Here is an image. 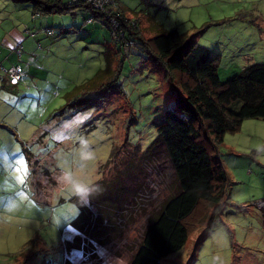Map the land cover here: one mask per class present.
I'll return each instance as SVG.
<instances>
[{"label": "rangeland", "instance_id": "374dc122", "mask_svg": "<svg viewBox=\"0 0 264 264\" xmlns=\"http://www.w3.org/2000/svg\"><path fill=\"white\" fill-rule=\"evenodd\" d=\"M116 1L129 10L130 22L133 12L147 8L139 21L145 40L174 29L188 35L203 30L195 40L220 57L222 83L244 67L264 64V0ZM31 12L27 2L0 0L1 21L20 27L24 39L20 59L8 52L0 56V264H128L129 246L139 242L146 215L135 216L114 243L102 246L85 240L86 252H68L67 243L78 234L71 225L79 212L76 197L59 190L56 176L61 164L73 162V150L85 137L96 153L87 178L93 185L114 181L123 169V150L129 147L121 144L144 150L153 142L155 124L173 99L171 80L128 43V56L115 80L118 87H107L106 76L100 91L80 97V106L76 94L68 102L63 99L66 91L106 65L107 45L113 43L110 32L100 22L89 21L84 7L35 19ZM149 15L158 27L147 21ZM11 67L21 70L17 85L2 82ZM114 145L122 153L110 159ZM217 154L228 177L221 214L209 235L191 234L185 247L162 264H264V121H244L238 132L224 136ZM149 173L140 179L152 192L147 204L155 207L169 195V170L165 166L159 175ZM10 179L14 195L3 191ZM125 183L127 189L136 188V180ZM16 196L25 198L27 206L5 212L4 204Z\"/></svg>", "mask_w": 264, "mask_h": 264}, {"label": "trees", "instance_id": "16d2710c", "mask_svg": "<svg viewBox=\"0 0 264 264\" xmlns=\"http://www.w3.org/2000/svg\"><path fill=\"white\" fill-rule=\"evenodd\" d=\"M16 1L32 6L33 19L84 7L90 13V21L100 22L110 32L113 48L108 45L106 65L92 78L66 91L63 99L68 102L76 94V105L80 106L83 102L80 97L100 91L106 76H109L107 87H118L115 80L128 56V43H134L140 50L139 55L144 56L151 67H160L171 80L168 83L173 99L162 119L155 124L153 142L144 150L122 143L129 147L123 150V169L115 180L110 183L100 180L94 185L98 191L87 206H80L75 198L79 216L71 226L79 235L67 243L66 251L86 252L85 240H94L102 246L114 243L121 239L137 215H146L147 220L139 242L129 246L128 264H162V260L185 247L191 234L197 233V238L209 235L214 219L221 214L228 199V177L217 148L224 136L238 132L244 121H264V64L244 67L239 74L222 83L218 77L220 57L199 46L195 40L203 30L188 35L174 29L145 40L139 24L145 9H141L144 12H131L130 22L126 17L129 10L114 0L116 15L113 17L120 24L115 36L109 26V16L104 17L82 0ZM149 16L151 19L147 21L158 27L155 18ZM131 124L127 122V128ZM115 148L114 145L110 159L122 153L120 148ZM164 163L167 165H162ZM165 166L169 170L167 178L171 185L167 184V188L170 192L152 207L147 204L152 195L149 184L144 185L140 177H148L149 171L159 175ZM126 179L136 180V188L127 189ZM148 207H151L149 211ZM64 264L70 262L65 260Z\"/></svg>", "mask_w": 264, "mask_h": 264}, {"label": "clouds", "instance_id": "9594fccd", "mask_svg": "<svg viewBox=\"0 0 264 264\" xmlns=\"http://www.w3.org/2000/svg\"><path fill=\"white\" fill-rule=\"evenodd\" d=\"M96 153L92 143L85 137H80L78 146L73 150V162L70 164H61L60 172L56 176L57 185L62 193L75 196L80 206H87L91 196L98 191L91 180L86 176V169L91 161L95 160ZM12 181L9 180L5 184L3 191L5 194H15V188L11 186ZM27 206V200L20 196H16L10 202H6L3 206L5 212H13L22 207Z\"/></svg>", "mask_w": 264, "mask_h": 264}, {"label": "crops", "instance_id": "0c3cea01", "mask_svg": "<svg viewBox=\"0 0 264 264\" xmlns=\"http://www.w3.org/2000/svg\"><path fill=\"white\" fill-rule=\"evenodd\" d=\"M10 1H12L14 3H19V2L25 3V2H22V1H16V0H10ZM142 1H144V0H142ZM122 6L125 7L124 5H122ZM152 7H154V5H152ZM160 7H162V6H160ZM25 8H27V7H25ZM146 11H147V8H146ZM31 15H32V12H31ZM5 22L6 21H4V20L1 21V19H0V56L3 54V52H8L9 54H12L11 56H13L14 54H17L18 59H20L21 58V53H22L20 45L23 43V40H24L23 37H22L23 35L21 33V30H20L21 28L20 27L12 28L10 25H8V23H5ZM107 49H108V45H107ZM9 58L10 57H8V59ZM6 59H7V57H6ZM1 67L2 66L0 64V68ZM2 82L7 83L8 85H17V83L13 84L11 82V79L9 78L7 72H6V75L4 76V78L2 79Z\"/></svg>", "mask_w": 264, "mask_h": 264}, {"label": "built area", "instance_id": "2783aa9c", "mask_svg": "<svg viewBox=\"0 0 264 264\" xmlns=\"http://www.w3.org/2000/svg\"><path fill=\"white\" fill-rule=\"evenodd\" d=\"M70 2H74V0H71ZM82 3L88 4L91 7H94V9L103 14L104 17H108L109 19V26L111 27V30L113 31V34L115 36L117 35L118 29H119V22L113 17H111V13L113 12V8L115 6L114 0H82ZM114 36V37H115ZM129 45H131L129 43ZM8 76L11 79V82L13 84L19 82L22 77V73L18 67H12L8 70Z\"/></svg>", "mask_w": 264, "mask_h": 264}, {"label": "snow or ice", "instance_id": "6c2138e0", "mask_svg": "<svg viewBox=\"0 0 264 264\" xmlns=\"http://www.w3.org/2000/svg\"><path fill=\"white\" fill-rule=\"evenodd\" d=\"M22 165H23V161H21V171H24ZM25 179H26V177L22 175V176L20 177V183L23 184V183L25 182Z\"/></svg>", "mask_w": 264, "mask_h": 264}]
</instances>
